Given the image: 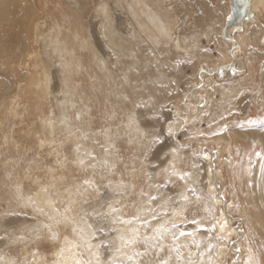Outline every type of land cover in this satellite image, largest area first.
I'll list each match as a JSON object with an SVG mask.
<instances>
[{
  "label": "rangeland",
  "instance_id": "rangeland-1",
  "mask_svg": "<svg viewBox=\"0 0 264 264\" xmlns=\"http://www.w3.org/2000/svg\"><path fill=\"white\" fill-rule=\"evenodd\" d=\"M146 1L171 20L161 42L150 35L148 8L130 0H23L22 7L30 4L24 20L23 10L0 18V256L13 264L36 254L39 264H60L69 244L81 259L95 263L98 253L103 264H133L127 256L144 253V232L157 221L193 238L175 252L169 237L151 242L162 250L139 257L145 264H189L188 249L209 244L204 262L194 254L192 264H211L212 257L217 264H249V257L264 264V48L256 37L248 46L239 41L256 0L228 33L229 0ZM102 17L114 31L101 36ZM251 47L260 55L239 70ZM228 63L211 84L229 92L203 104L198 73ZM189 113L191 123L183 122ZM221 212L227 230L219 232ZM125 224L142 231L128 255L120 238L129 233L119 232Z\"/></svg>",
  "mask_w": 264,
  "mask_h": 264
},
{
  "label": "bare ground",
  "instance_id": "bare-ground-1",
  "mask_svg": "<svg viewBox=\"0 0 264 264\" xmlns=\"http://www.w3.org/2000/svg\"><path fill=\"white\" fill-rule=\"evenodd\" d=\"M132 1H134L135 2V4H136V6L135 7H137V9L139 8V9H141V11L142 12H145V9H144V7H147L148 8V11H149V13H148V16L147 17H149V20H150V22L152 23V27H151V36H152V40H155V41H157V42H161L162 41V39L160 38V34H161V36H162V38H166V37H168L169 36V33L171 32V20H169V18H166L165 20H163V18L162 17H160V15H158V12L157 11H155V10H152L151 8H150V5H149V3L146 1V0H130V2H132ZM249 2H250V0H229V6H230V8H231V13H232V8L235 6V7H237L238 8V12L236 13V15H235V17H234V22L235 23H233V24H228L227 25V21H226V25H225V27H224V30H225V32H229L231 29H233L236 25H239V27H236L237 29H239L240 27H241V23H242V21H244V19L245 18H247L248 16H250L252 13L250 12V10H249ZM264 0H256L255 1V5H254V8H255V11H256V16L252 19V20H249V21H247L244 25H245V29H244V34L240 37V39H239V41L240 42H242L243 40H246V46H248V45H250V44H253L254 43V39H255V37L258 39V45H261V48H264V26H262L261 25V21H260V18H261V8H260V5L262 4V5H264ZM23 0H0V18H4V17H9L11 14L12 15H17L19 12H21V10H23V20L27 17V14H26V11H25V9H27L28 7H29V5L30 4H24V6L22 7V5H23ZM26 3H27V0H26ZM207 5V4H206ZM135 12L137 13V11L135 10ZM203 13V12H202ZM214 14V13H213ZM212 14V12H211V16L213 15ZM200 16H202V14H200ZM108 19H109V17H108ZM229 19V18H228ZM11 21H14V19L13 20H11ZM110 22V21H109ZM109 22H108V20H107V18L106 17H102L101 18V20H100V22H99V26H100V34H101V36L102 35H105L107 32L108 33H112L114 30L113 29H109V27H108V25H109ZM143 22H144V24H147V25H149L150 23H148V21H147V23H146V21L145 20H143ZM57 26V25H56ZM55 25H54V28L56 27ZM150 26V25H149ZM112 28H114V27H112ZM57 29V28H56ZM55 29V30H56ZM206 31H207V29H206ZM212 31H214L213 30V28L211 29V30H209L208 29V32H206V34L207 35H209ZM227 33L226 34H224V36L223 37H227L228 38V36H227ZM42 36V40L44 41L45 39H47V38H49L50 37V35H48L47 33H45L44 35H41ZM112 36V35H111ZM109 37H110V35H109ZM108 37V38H109ZM230 41H233L234 42V40L232 39V38H228ZM214 40V45H215V47L216 48H218V46H221L220 44H219V42L218 41H220L217 37L216 38H214L213 39ZM239 41H236V44H237V49H239V47H240V42ZM62 44V46L64 47V49H66V47H65V44L64 43H61ZM255 45V44H254ZM242 46L244 47V45L242 44ZM256 46V45H255ZM122 49V48H121ZM128 49H130V48H126V50L127 51H129ZM132 49V48H131ZM58 53H59V51H58ZM260 53H261V51H259L258 49H254L253 47H251V48H249V55H248V58H246V60H243V63H241L240 64V68H239V70L240 69H244V68H246L247 67V69H250V67H251V63H250V59H256V57H258L259 55H260ZM230 54H231V51H230ZM232 55H236V52L234 51V52H232ZM49 56V55H48ZM49 57H51V55L49 56ZM103 59V58H102ZM62 63H64V61L62 62ZM67 64V63H66ZM65 64V65H66ZM229 64L230 63H228V64H223V65H219V66H217V67H215V70L214 69H209L208 70V72H202V73H198V77H199V80L201 81V84H202V87H204L203 89L204 90H206L207 91V94H206V96L204 97V96H202V95H200V97H199V99H201L202 100V102H203V104L204 103H206V101L208 100V105H209V102L213 99L214 101H215V98H216V93H219V94H221L222 96L227 92H229L228 91V89L226 88V86L225 87H221L220 85L219 86H217L216 84H214V85H212L211 84V82H212V80H213V78H212V76L211 75H213L214 74V72L215 71H220V70H218V69H221L223 72L225 71L226 72V69L229 67ZM52 65V63L51 62H49L48 64H47V68L48 67H50ZM83 65V64H82ZM231 65V64H230ZM44 69H46V67L44 66ZM36 71V70H35ZM263 71H264V63H263ZM262 71V72H263ZM39 72V71H38ZM261 72V73H262ZM44 73H45V71H44ZM41 74V73H40ZM39 74V75H40ZM47 74V73H46ZM46 74L44 75V80H47L48 79V77L46 76ZM209 75V76H208ZM204 76H205V78H204ZM39 79H40V77H39ZM42 79V78H41ZM38 80V79H37ZM189 81V80H188ZM40 83V82H39ZM136 84V83H135ZM210 93H212V96L210 95ZM208 97V98H207ZM201 103V102H200ZM199 104L197 103V106H198ZM207 105V106H208ZM199 107V106H198ZM199 109H202V108H199ZM203 110V112L204 111H206V108L205 109H202ZM191 113H189L188 115H186L185 117H184V119H183V122H186V120H188V122L189 123H191ZM181 118H183V117H181ZM196 120V119H195ZM194 119H192V122H194L195 121ZM177 120H175L174 121V123L176 122ZM262 136H263V139H264V135L262 134ZM221 137L224 139V140H226V141H228V137L226 136V134H222L221 135ZM260 140H261V138H259ZM262 142V141H261ZM171 151H173L172 149H171ZM202 155V154H201ZM175 156H179L178 154H177V152L175 151V152H173V154L171 155V157H172V159L170 160V162L169 163H172L173 162V160L174 159H176V157ZM203 159H206V160H208L209 159V155L208 154H203L202 156H201ZM167 168V167H166ZM166 168H164V170H166ZM215 173L219 176V177H221V175H220V172L219 171H215ZM189 185V183L186 181V180H182V182H181V184H180V190H182L183 191V193L184 192H186V190H185V186H188ZM37 192V191H36ZM20 194V193H19ZM36 194V193H35ZM42 194H44V193H42ZM188 194V193H187ZM187 194H185L184 193V197H187V199H184V197H182V199H183V202H184V204H188V202L190 201V196H185V195H187ZM212 195H213V193H212ZM39 196V195H38ZM42 196V195H41ZM40 196V197H41ZM40 197H37V198H40ZM216 197V196H215ZM35 198V197H34ZM34 198H33V200H34ZM40 200V199H39ZM45 200H47V198L45 199ZM38 201V200H37ZM42 201V200H41ZM41 201H40V203H41ZM46 201H44V203H45ZM49 202V201H48ZM216 202L219 204V201L216 199ZM39 203V204H40ZM48 204V203H47ZM231 204L232 203H230V201L228 200L227 202H226V207H231ZM34 205V204H33ZM50 205V204H49ZM40 207H41V205H40ZM178 207H182V204L180 205L179 204V206ZM225 207V208H226ZM243 208V207H242ZM178 209H173L172 210V212H171V214H173V216H174V214H176L178 211H177ZM243 210V209H242ZM55 211V210H54ZM35 212V211H34ZM42 212V211H41ZM56 212V211H55ZM245 212V211H244ZM222 213V215H221V217H219V221L220 222H224L225 221V217H224V215L225 214H223V212H221ZM178 214H179V212H178ZM172 216V217H173ZM178 217H176V219H177ZM245 218V217H244ZM243 218V219H244ZM131 220V219H130ZM135 220V219H134ZM245 220V219H244ZM122 221H124V220H122ZM129 221V220H128ZM135 222V221H134ZM217 222V221H216ZM37 223H40L39 221L37 222ZM133 223V222H132ZM131 223V224H132ZM129 224V223H128ZM128 224H125L124 226H121V227H119V228H121V229H119L118 231L121 233V232H124L123 231V228H125V229H127V232L129 233V236L128 237H131V236H133L134 235V233L131 231L132 229H136L137 230V234H138V236L140 235V233L142 232L141 230H140V226L138 225V227L137 226H135V227H133V226H131V225H128ZM41 226H40V228H43V227H45L44 226V224H40ZM161 225H164V227H166V225L165 224H162L161 223V221H157V222H153V223H151L150 224V227H148V229H147V231L146 232H144V235L145 236H148V237H152V236H154L155 235V233H154V229H156V228H158V227H160ZM195 225H198V222H196L195 223ZM23 227H25V226H23ZM217 227L219 228V232H222V231H226L227 230V222H226V228L224 229V230H221L220 229V227H219V225L217 224ZM152 229V230H151ZM193 230V229H192ZM38 231H39V229H38ZM178 233L176 234V235H173V232H174V230H168V233L164 236V237H169L170 238V240H172V245H170L171 247V250L173 251V252H175V250L176 249H179L180 248V246H179V243L181 242V243H185V242H187V241H189V240H191L192 238H193V235H192V231H189V232H182V231H180V230H176ZM47 233H49V234H51V238L52 239H56L57 238V236H55V235H53V233H52V231H51V229H50V227H48L47 228ZM181 233H185V235H181ZM224 233V232H223ZM239 232H235V234H238ZM234 234V233H233ZM197 235H198V238L201 240V238H203V235L201 234V233H197ZM122 236V235H121ZM174 237H176L175 239H174ZM126 238V237H125ZM196 239V238H195ZM17 240H24V238H23V236H21L20 238H17ZM70 240V239H69ZM156 242H161V243H163V240L161 241V240H155ZM168 241V240H167ZM196 241V240H195ZM123 242V241H122ZM151 242H153V241H151ZM170 242V241H169ZM193 242V241H192ZM202 242V240L201 241H199V243H198V245L200 244ZM187 244V243H186ZM193 244V243H192ZM196 244H197V241H196ZM123 245V244H122ZM195 245V244H194ZM209 245H211V244H209ZM75 244H69V246H68V248H67V252H69V253H67V256L65 257V259H62L61 260V262H60V264H75V260H77V259H81L80 258V256L78 257V255H75L74 253H71L70 251L71 250H75ZM131 246L132 245H128V246H121L123 249H122V251H123V253H126L127 255L130 253L129 252V250L131 249V251H133L132 250V248H131ZM177 246H179L178 248H177ZM212 246V245H211ZM210 248L211 247H209V246H207V248H205V249H203V250H201V252H198V251H196V250H194V251H192V249H188V255H187V258L186 259H188V262L189 261H191L192 260V256L195 254V256L197 257V259H198V261L199 262H204V259L202 258L203 257V255H204V253L206 254L209 250H210ZM198 249H200L199 247H198ZM121 252V251H120ZM170 252V251H169ZM181 252V251H180ZM75 253H76V251H75ZM203 254V255H202ZM38 256L39 255H33L32 257H31V262H25L24 264H39V262H41L40 261V258H38ZM164 257V256H163ZM184 257V256H183ZM5 258L7 259V260H9V263L8 264H13L12 262H11V259H10V257L9 256H5ZM5 258H3L2 256H0V264H7V260L5 259ZM58 258V257H57ZM196 259V258H195ZM81 260H86V259H81ZM170 260V259H169ZM185 260V259H184ZM186 261V260H185ZM211 264H217V262L215 261V257H212L211 258ZM249 262V261H248ZM252 262V261H251ZM178 263H180V262H178ZM93 264H95L94 262H93ZM254 264H256V263H254Z\"/></svg>",
  "mask_w": 264,
  "mask_h": 264
},
{
  "label": "snow or ice",
  "instance_id": "snow-or-ice-1",
  "mask_svg": "<svg viewBox=\"0 0 264 264\" xmlns=\"http://www.w3.org/2000/svg\"><path fill=\"white\" fill-rule=\"evenodd\" d=\"M259 155V153L257 154ZM81 163H83V161H81ZM152 199H155V197H152ZM184 199H187V197H184ZM212 199H214V197H212ZM135 219V218H134ZM153 219H155V216H153ZM124 223H131L132 221H122ZM144 224H147L148 221L145 220L143 221ZM217 224L219 225L221 230H224L226 228V221L224 222H220L217 221ZM216 225H214L215 227ZM134 235L128 238L125 237H121L120 239L123 241V245L122 246H128V245H135L137 243V239H138V234H137V230L134 228L131 230ZM155 235L152 237H148L145 236L144 237V243L146 245L145 247V251L144 253H141L137 250H134L132 255H128L127 256V261H132L133 264H145L144 259H138L139 257H143L144 255L148 254L149 249H156L157 252L159 253L162 250V245L157 244V243H151V241H155V240H163L164 236L168 233V229L166 227H164V225H161L160 227L156 228L153 230ZM181 235H185V233H181ZM176 237H174L175 239ZM89 247H91V245L89 244ZM179 246H177L178 248ZM209 247H211V245H209ZM64 249H61V252H63ZM117 252H120V249H116ZM93 256L95 257V264H103V262L100 261L99 259V255L98 253H93ZM176 260L180 261L181 260V254L179 253V251H177V255H176ZM251 262V257H249V264ZM54 264H59V261H54ZM75 264H93L92 260H81V259H77L75 260ZM107 264H125L124 260H118L116 258H112L109 261H107ZM157 264H170L169 260H158ZM189 264H192L191 261H189Z\"/></svg>",
  "mask_w": 264,
  "mask_h": 264
},
{
  "label": "water",
  "instance_id": "water-1",
  "mask_svg": "<svg viewBox=\"0 0 264 264\" xmlns=\"http://www.w3.org/2000/svg\"><path fill=\"white\" fill-rule=\"evenodd\" d=\"M238 12V8L237 7H233L232 8V13H231V15L229 16V19H228V21H227V25L228 24H233V23H235L234 22V17H235V15H236V13ZM235 28V27H234Z\"/></svg>",
  "mask_w": 264,
  "mask_h": 264
}]
</instances>
